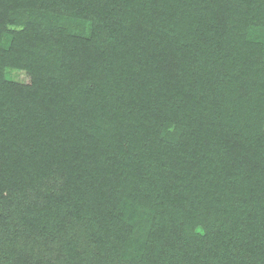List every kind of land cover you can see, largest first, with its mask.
Returning a JSON list of instances; mask_svg holds the SVG:
<instances>
[{"label": "trees", "instance_id": "obj_1", "mask_svg": "<svg viewBox=\"0 0 264 264\" xmlns=\"http://www.w3.org/2000/svg\"><path fill=\"white\" fill-rule=\"evenodd\" d=\"M0 264H264V0H0Z\"/></svg>", "mask_w": 264, "mask_h": 264}, {"label": "rangeland", "instance_id": "obj_2", "mask_svg": "<svg viewBox=\"0 0 264 264\" xmlns=\"http://www.w3.org/2000/svg\"><path fill=\"white\" fill-rule=\"evenodd\" d=\"M9 77L12 79H22L23 73L19 70H11L9 73Z\"/></svg>", "mask_w": 264, "mask_h": 264}]
</instances>
